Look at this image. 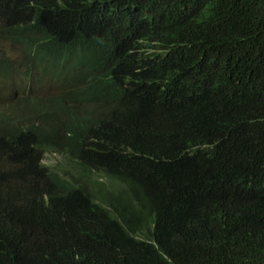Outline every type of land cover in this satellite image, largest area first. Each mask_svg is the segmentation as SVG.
I'll return each instance as SVG.
<instances>
[{"label": "trees", "instance_id": "1", "mask_svg": "<svg viewBox=\"0 0 264 264\" xmlns=\"http://www.w3.org/2000/svg\"><path fill=\"white\" fill-rule=\"evenodd\" d=\"M0 1V264H264V0Z\"/></svg>", "mask_w": 264, "mask_h": 264}, {"label": "clouds", "instance_id": "2", "mask_svg": "<svg viewBox=\"0 0 264 264\" xmlns=\"http://www.w3.org/2000/svg\"><path fill=\"white\" fill-rule=\"evenodd\" d=\"M41 6H45V0H39ZM40 6V7H41ZM7 2L6 1H0V16L2 12L6 9ZM52 8H48V11H51ZM35 12H25L21 15V20L17 23H13L8 25L6 22H3L0 20V42L2 45H0V91L3 93L11 94L9 93L5 88V80L3 74L6 71L7 67V61L6 56L10 57L15 61V63H18L21 61L22 58H17L16 55L18 52H24V40L21 38L20 33L28 32L29 37L32 35L31 31L32 28L36 24L37 17L35 16ZM31 31H30V30ZM35 48H31V52H34ZM16 59V60H15ZM104 73H101L100 76L102 77ZM39 76V82L45 84L46 86H54V88L59 89L60 87L56 86L54 78L50 75H46L43 72L41 74H37ZM32 80V76L29 80L27 79L22 82V84H25L26 82H29ZM62 81V80H61ZM22 89H19L16 94H20ZM26 94H24L25 96ZM11 95L3 96V99H11ZM93 103V102H92ZM94 105V103H93ZM95 106V105H94ZM10 111H13L12 107H8L6 102L0 101V118L2 116H6L9 114ZM5 113V115H3Z\"/></svg>", "mask_w": 264, "mask_h": 264}, {"label": "rangeland", "instance_id": "3", "mask_svg": "<svg viewBox=\"0 0 264 264\" xmlns=\"http://www.w3.org/2000/svg\"><path fill=\"white\" fill-rule=\"evenodd\" d=\"M51 16H53V15H55V13H53V14H50ZM0 45H2L1 44V42H0ZM37 74H40L38 71H35L34 73H33V75H32V80H37V81H39V76L37 75ZM48 87V86H47ZM48 88H51V89H56V88H54V86H50V87H48ZM59 159V161H63V160H67V158H62V159H60V157H53V156H47L46 158H45V160L47 161V163H54L56 160H58Z\"/></svg>", "mask_w": 264, "mask_h": 264}]
</instances>
